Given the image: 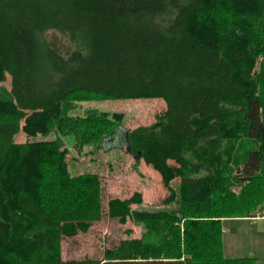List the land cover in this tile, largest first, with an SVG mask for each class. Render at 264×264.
Masks as SVG:
<instances>
[{"label": "trees", "instance_id": "16d2710c", "mask_svg": "<svg viewBox=\"0 0 264 264\" xmlns=\"http://www.w3.org/2000/svg\"><path fill=\"white\" fill-rule=\"evenodd\" d=\"M52 30L74 48L47 40ZM7 74L0 264H256L225 258L223 224L264 217V0H0V82ZM152 98L167 110L127 130L126 145L161 174L177 210L133 208L142 192L112 199L110 217L144 224L143 236L102 259L64 260L62 241L102 219L101 178L73 176L66 149L32 139L56 120L78 147L100 148L124 116L63 115L64 103ZM21 132L31 140L16 142Z\"/></svg>", "mask_w": 264, "mask_h": 264}, {"label": "rangeland", "instance_id": "374dc122", "mask_svg": "<svg viewBox=\"0 0 264 264\" xmlns=\"http://www.w3.org/2000/svg\"><path fill=\"white\" fill-rule=\"evenodd\" d=\"M46 39L55 42L63 52L74 48L67 35L55 30L47 32ZM13 100L12 78L7 74L6 80L0 82V102ZM166 110L167 103L160 98L66 102L62 105L63 115L118 113L124 116V127L107 142L105 141L100 148L93 143L78 147L75 136L60 132L56 120L51 122L47 135H39L32 139L56 141L62 149H66L69 170L73 176L89 172L98 174L101 178L104 207L102 219L95 222L88 233H82L75 238H65L62 241L64 260L102 259L107 249L117 247L122 240L143 236L144 224L137 223L132 218L123 224L110 217L107 210L108 203L112 199H130L136 192H142L143 203L133 208L147 211H164L171 208L177 210L174 203L171 205L166 203L171 191L165 187L161 174L147 165L144 160L137 161L136 157L129 153L125 139L127 130L154 126L158 116ZM29 140L31 138L24 132L19 134L18 142ZM179 185H181L180 178H175L170 183V187L176 193ZM240 190V187L232 188L235 193H239ZM257 211L256 216L263 213L261 208ZM257 219L261 218H238L234 219L237 220L236 222L224 221L225 258L252 257L256 259V264H263L264 220L255 221Z\"/></svg>", "mask_w": 264, "mask_h": 264}, {"label": "crops", "instance_id": "0c3cea01", "mask_svg": "<svg viewBox=\"0 0 264 264\" xmlns=\"http://www.w3.org/2000/svg\"><path fill=\"white\" fill-rule=\"evenodd\" d=\"M18 138H19V135L16 137V142H18ZM26 139V138H25ZM18 143H20V142H18ZM23 143V142H22ZM127 146V145H126ZM260 218V217H259ZM245 220H247V219H245ZM259 220H264L263 218H261V219H257V220H255V221H259ZM232 221H234V222H236L237 220H227V221H225V222H232Z\"/></svg>", "mask_w": 264, "mask_h": 264}, {"label": "water", "instance_id": "95a60500", "mask_svg": "<svg viewBox=\"0 0 264 264\" xmlns=\"http://www.w3.org/2000/svg\"><path fill=\"white\" fill-rule=\"evenodd\" d=\"M109 139L105 140L106 142L108 141Z\"/></svg>", "mask_w": 264, "mask_h": 264}]
</instances>
